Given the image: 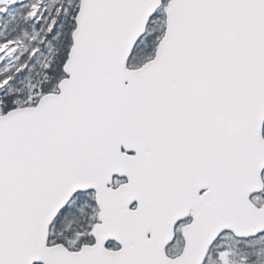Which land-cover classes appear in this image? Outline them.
Wrapping results in <instances>:
<instances>
[{"label":"snow or ice","instance_id":"1","mask_svg":"<svg viewBox=\"0 0 264 264\" xmlns=\"http://www.w3.org/2000/svg\"><path fill=\"white\" fill-rule=\"evenodd\" d=\"M0 264H264V0H0Z\"/></svg>","mask_w":264,"mask_h":264}]
</instances>
